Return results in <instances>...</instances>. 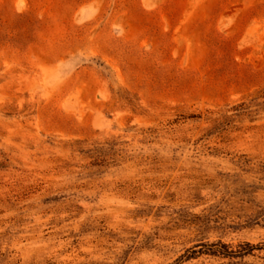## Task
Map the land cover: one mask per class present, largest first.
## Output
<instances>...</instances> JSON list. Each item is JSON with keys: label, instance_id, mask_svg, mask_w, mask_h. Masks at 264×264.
<instances>
[{"label": "rangeland", "instance_id": "rangeland-1", "mask_svg": "<svg viewBox=\"0 0 264 264\" xmlns=\"http://www.w3.org/2000/svg\"><path fill=\"white\" fill-rule=\"evenodd\" d=\"M0 264H264V0H0Z\"/></svg>", "mask_w": 264, "mask_h": 264}]
</instances>
